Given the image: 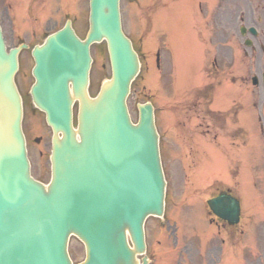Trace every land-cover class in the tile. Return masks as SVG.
Returning a JSON list of instances; mask_svg holds the SVG:
<instances>
[{
	"label": "water",
	"instance_id": "95a60500",
	"mask_svg": "<svg viewBox=\"0 0 264 264\" xmlns=\"http://www.w3.org/2000/svg\"><path fill=\"white\" fill-rule=\"evenodd\" d=\"M119 1L90 0L84 40L67 21L32 50L30 94L53 132L48 186L30 177L21 132L22 105L13 77L18 52L26 46L6 53L0 31V264H72L70 235L85 247L79 264H147L136 258L145 249L143 223L162 215L165 183L151 104L137 105L136 125L127 112L140 64L122 33ZM102 41L111 79L91 99L89 47ZM74 100L80 103L76 129ZM222 202L220 197L210 205Z\"/></svg>",
	"mask_w": 264,
	"mask_h": 264
},
{
	"label": "rangeland",
	"instance_id": "374dc122",
	"mask_svg": "<svg viewBox=\"0 0 264 264\" xmlns=\"http://www.w3.org/2000/svg\"><path fill=\"white\" fill-rule=\"evenodd\" d=\"M58 1L56 0L54 4L48 6L52 8ZM198 1H202V7L205 11H210L211 9H215L213 11H216L217 55L225 71L224 77L227 78L222 81V84L234 83L233 89L226 92L228 98H225L227 101L234 103V100L235 102L240 101L241 95L245 93V96L252 98L253 103L256 106L258 105L256 108H260L259 90L248 83V79L250 80L251 77L258 76L263 71L264 56L259 49L260 43L263 42L262 35L256 39L249 35L246 36V38L251 39L254 43V46L249 49L243 45V38L239 35L238 28L243 25L245 27L255 26L259 30H264V15H262L263 22L259 23L258 12L254 9L253 15L247 18V14H245V0H122L120 3L122 27L124 32L132 39L142 64L141 72L134 81L128 98L129 111L133 121H136L137 103L151 101L154 104L153 106L156 107L158 120V122L156 121V127L160 131L161 149L164 152L162 156L167 167L166 175L169 182L167 200L171 201L170 206L174 201L179 202V194L184 196L186 193L200 187L199 182L196 181V177L186 175V180L181 181L180 174L175 171V168L172 169L171 167L174 157L171 155L178 154L171 150L183 147L184 152H181L183 155L176 156L179 158L176 162H183V158L185 157L194 158L188 161V163L191 162L188 166V173L195 171L196 167H198L200 163V160L197 159L198 156H201V158L206 155L210 157L213 152L214 163L212 170H217L213 176L211 173L212 177H208L202 185L206 186L212 181L214 183L217 180L233 187L234 192L236 191L238 195L240 194L243 207L245 209L248 208V215L259 217L261 215V207L264 205V149H262L263 144L255 142V140H251L250 138V132L253 135H256L257 132V117L253 115L251 110L252 104H248L247 102L245 106L248 110H251V114L254 117L251 126L250 124L247 125L245 120V147H242L240 142L234 137H228L230 134L226 135L228 130L236 128L234 125L226 126V131L224 130V132L218 130V148H216L218 150L214 148L212 150L214 142H203L205 139L211 140V133L205 139L200 137L203 133V128H198L196 121H191L189 128H187L189 136L195 138V146H192L193 142L188 143V139L182 137V134L179 132L180 128L169 124L170 120H168V123L164 122L167 116H169L168 114L166 116L168 109L174 112L176 120L181 119L179 105L183 98V91L186 90V93H190L191 91V82H189V86L183 88L182 92H179V84L181 85L183 78L186 81V69L188 73H192L197 67L199 59L198 45L193 28L191 27L197 21ZM72 2L73 8L72 10L69 9L70 14L68 17H75L77 30L81 36H84L87 30V0H73ZM221 2L222 4H220ZM254 2L256 3L257 0H254ZM0 10H2V7H0ZM206 14L204 12L202 18H198L200 21V26L196 27L198 32L205 28L202 19H206V24L209 26V15ZM2 16L3 18L0 23L7 42L10 44L12 42V37L10 38L12 31L9 25L10 19L13 18H11V13L9 17L5 14ZM45 16L46 14L41 15L40 18L43 19ZM45 19L37 22L36 25L31 22L29 25L17 29L15 34L18 33L21 37H16L15 42L18 41V38H23V41L31 45L37 44L46 36L48 31L53 30L57 24L60 25L65 18L58 19L56 24L54 19ZM30 29L33 30L30 31ZM92 49L95 59L94 65H96L95 70H101V66L104 65L103 75L108 78L110 68L105 44L94 45ZM229 49L232 50V54ZM157 50H159L160 54V69L158 70H156L154 62V55ZM244 52L245 55L247 54L245 57ZM162 56L164 58L163 67L161 64ZM31 65L29 56L24 53L21 59L20 74L17 75L16 80H18L25 93L28 90L30 81L27 73ZM180 68L185 69V75L181 79ZM172 70L175 73L173 76H171L173 74ZM168 71H172V73L168 75ZM230 75L234 76L235 79L231 80ZM241 77L245 79V82L240 79ZM175 82L176 88L172 89L171 84L174 86ZM237 85L242 87L241 91L236 89L238 88ZM169 105L172 106L168 107ZM41 123V116L25 104L23 126L29 137L30 161L33 166L32 174L42 182H47L49 178L48 154L51 133ZM169 135L171 137L175 135V137L168 138ZM39 136L42 139L41 143H34L32 139ZM176 137H178V140ZM200 143L207 149V154L204 150L197 149ZM189 152L192 153V156ZM228 159H231L233 178H229L227 175L229 165L226 166L225 160ZM223 168H226V171ZM199 171L205 174L202 169ZM184 187L185 192L183 191ZM199 192L202 194L200 198H204L205 191L199 190ZM255 246L256 243L251 238L250 247ZM69 254L75 264L80 262L84 257L83 246L75 238H71L69 242Z\"/></svg>",
	"mask_w": 264,
	"mask_h": 264
},
{
	"label": "flooded vegetation",
	"instance_id": "af4514ba",
	"mask_svg": "<svg viewBox=\"0 0 264 264\" xmlns=\"http://www.w3.org/2000/svg\"><path fill=\"white\" fill-rule=\"evenodd\" d=\"M24 1L27 8L22 11L20 6L13 4L11 0H0L2 7L0 14L32 15L33 7L30 1ZM246 9L250 11L249 6ZM216 64L214 59L210 67H216ZM103 70L104 65L98 71L103 75ZM216 80V74L212 75L211 81ZM210 96L211 92L207 89L195 94L192 102L181 109L184 119H181L180 123L184 126L186 121L196 116L199 118L200 126L203 123H206V127L211 126L215 113L209 108ZM199 97L203 103L197 104ZM260 129L264 136V126L262 125ZM230 192L228 187L215 185L209 190L211 195L207 199ZM207 199L204 200V204L202 201H193L186 205L187 202L184 201L177 209L171 211L169 209L167 212L169 215L162 221L149 225L146 231L149 264H245V207L242 209L239 222L233 224L227 219L213 215L206 205ZM156 237L160 239L156 240Z\"/></svg>",
	"mask_w": 264,
	"mask_h": 264
}]
</instances>
